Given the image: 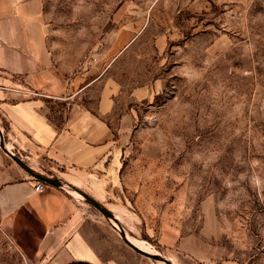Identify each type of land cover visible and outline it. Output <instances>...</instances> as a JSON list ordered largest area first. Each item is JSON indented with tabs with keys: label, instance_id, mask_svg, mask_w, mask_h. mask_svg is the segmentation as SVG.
Listing matches in <instances>:
<instances>
[{
	"label": "rangeland",
	"instance_id": "rangeland-1",
	"mask_svg": "<svg viewBox=\"0 0 264 264\" xmlns=\"http://www.w3.org/2000/svg\"><path fill=\"white\" fill-rule=\"evenodd\" d=\"M41 3L54 57L133 114L104 204L66 189L153 264H264V0ZM0 264H34L1 222Z\"/></svg>",
	"mask_w": 264,
	"mask_h": 264
},
{
	"label": "crops",
	"instance_id": "crops-1",
	"mask_svg": "<svg viewBox=\"0 0 264 264\" xmlns=\"http://www.w3.org/2000/svg\"><path fill=\"white\" fill-rule=\"evenodd\" d=\"M85 76L48 49L41 0H0V130L6 148L34 171L104 204L120 167L124 120L133 114L117 98L119 86L96 89ZM141 93L147 97L150 90ZM35 184L0 145V222L29 262L153 264L65 187L37 193Z\"/></svg>",
	"mask_w": 264,
	"mask_h": 264
},
{
	"label": "water",
	"instance_id": "water-1",
	"mask_svg": "<svg viewBox=\"0 0 264 264\" xmlns=\"http://www.w3.org/2000/svg\"><path fill=\"white\" fill-rule=\"evenodd\" d=\"M0 145H1L2 149L4 150V152L15 163H17L19 166H21L30 176H32L34 179H36V181H40V182L45 183V184H47L49 186L69 188L72 191H74V189L71 186H68L66 184H63L58 179L52 178V177H49L47 175H43V174H40V173L34 171L19 156H16L11 151H9L6 148V146H5V143H4V139H3V135H2L1 130H0ZM77 194L79 196H81L86 202H88L94 209H96L111 224V227L118 234V236L120 237V239L122 240V242L128 248H130L133 252H135L136 254H138V255H140V256H142L144 258H147L149 260H154V261H160V260H162V258H160L158 255L153 254V253H149V252H146V251H143V250L139 249L137 246H135L128 239V237L126 236V234L124 233V230H123L122 226L118 222H116V220H115L116 218L113 216V214L109 210H107L106 208H104L100 203H98L97 201H95L94 199L90 198L89 196H87L84 193L78 192Z\"/></svg>",
	"mask_w": 264,
	"mask_h": 264
},
{
	"label": "built area",
	"instance_id": "built-area-1",
	"mask_svg": "<svg viewBox=\"0 0 264 264\" xmlns=\"http://www.w3.org/2000/svg\"><path fill=\"white\" fill-rule=\"evenodd\" d=\"M49 185L42 183L40 181H36V184L34 186V191L37 193H43Z\"/></svg>",
	"mask_w": 264,
	"mask_h": 264
},
{
	"label": "bare ground",
	"instance_id": "bare-ground-1",
	"mask_svg": "<svg viewBox=\"0 0 264 264\" xmlns=\"http://www.w3.org/2000/svg\"><path fill=\"white\" fill-rule=\"evenodd\" d=\"M127 236V235H126ZM128 237V236H127ZM128 239L135 245L137 246L139 249L143 250V251H146V252H149L151 253L142 243L138 242V241H135L133 239H131L130 237H128Z\"/></svg>",
	"mask_w": 264,
	"mask_h": 264
},
{
	"label": "trees",
	"instance_id": "trees-1",
	"mask_svg": "<svg viewBox=\"0 0 264 264\" xmlns=\"http://www.w3.org/2000/svg\"><path fill=\"white\" fill-rule=\"evenodd\" d=\"M6 129V126L4 125V130Z\"/></svg>",
	"mask_w": 264,
	"mask_h": 264
}]
</instances>
